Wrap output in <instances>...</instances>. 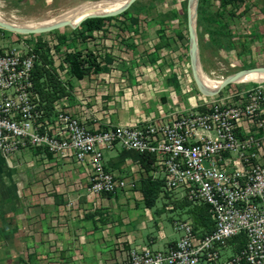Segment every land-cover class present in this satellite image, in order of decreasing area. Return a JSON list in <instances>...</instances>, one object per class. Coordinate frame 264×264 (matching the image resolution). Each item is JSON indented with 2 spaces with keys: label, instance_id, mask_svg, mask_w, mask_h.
Returning a JSON list of instances; mask_svg holds the SVG:
<instances>
[{
  "label": "built area",
  "instance_id": "obj_1",
  "mask_svg": "<svg viewBox=\"0 0 264 264\" xmlns=\"http://www.w3.org/2000/svg\"><path fill=\"white\" fill-rule=\"evenodd\" d=\"M36 36L0 28V155L33 148L56 162L71 160L84 169L88 194L100 197L131 186L104 169L103 153L134 151L152 158L145 176L161 182L159 197L183 200L186 210L207 206L209 229H195L189 216L174 220L179 237L170 245L134 246L111 264H264V83L202 96L142 125L90 128L86 99L71 111L66 96L48 103L36 90L41 43L54 64L44 68L62 86L66 56L75 53L56 51V35Z\"/></svg>",
  "mask_w": 264,
  "mask_h": 264
},
{
  "label": "crops",
  "instance_id": "obj_2",
  "mask_svg": "<svg viewBox=\"0 0 264 264\" xmlns=\"http://www.w3.org/2000/svg\"><path fill=\"white\" fill-rule=\"evenodd\" d=\"M163 41L156 37L148 44L159 54ZM109 58L101 55L100 72L71 84L76 104L70 109L76 111L86 99L90 128L142 125L200 99L184 98L187 86L162 81L153 64L125 72L111 69ZM103 159L105 170L131 186L115 196L93 197L86 190L84 169L71 160L56 162L33 148L8 158L0 155V264H111L134 246L159 250L176 240L158 227L154 206L141 207L145 172L139 154L115 148L105 151ZM175 202L177 208L186 203Z\"/></svg>",
  "mask_w": 264,
  "mask_h": 264
},
{
  "label": "rangeland",
  "instance_id": "obj_3",
  "mask_svg": "<svg viewBox=\"0 0 264 264\" xmlns=\"http://www.w3.org/2000/svg\"><path fill=\"white\" fill-rule=\"evenodd\" d=\"M97 1L0 0V12L6 18L34 22L54 17L79 4ZM223 1L226 3L224 6L221 4ZM187 6L188 0H135L122 13L104 17L107 19L102 22L99 36L88 34L81 37L84 29L80 24L34 35L39 41L56 35V51L60 47L73 48L75 53L70 55L78 54L79 61L83 63H96L95 58L101 59V55L107 54L106 49H109L111 69L130 72L132 68L153 64L156 67L152 71H156L162 81L174 80L187 86L189 91L184 93V98L202 97L191 73ZM194 31L200 68L209 77L225 79L242 70L264 67V0H197ZM65 35L69 36L67 40ZM156 37L164 40L159 54L153 52V45L148 44ZM42 51L43 61L52 69L54 64L48 50H41L40 54ZM93 51L96 53L93 54ZM138 61L140 65H133ZM70 77L72 74L66 71L63 78L67 82L62 86V96L67 97L68 107L76 104L72 99ZM255 84L257 82H233L219 93L226 95ZM50 85L53 89L60 87L55 80H50L47 87ZM51 87L47 88L48 91L53 90ZM55 97H59L58 94ZM175 203L173 198L159 197L154 210L158 214V227L177 239L179 234L173 231L172 223L188 219V214L185 207L177 208Z\"/></svg>",
  "mask_w": 264,
  "mask_h": 264
},
{
  "label": "trees",
  "instance_id": "obj_4",
  "mask_svg": "<svg viewBox=\"0 0 264 264\" xmlns=\"http://www.w3.org/2000/svg\"><path fill=\"white\" fill-rule=\"evenodd\" d=\"M222 6H224L226 3L223 1ZM107 18H88L85 19L80 23L82 28L84 29L83 32H88L89 34L93 31H99L102 28V22L106 20ZM81 37H85L84 34L80 33ZM42 50V46H39ZM43 51L40 54L41 60H42V66H36L34 70L35 75V88L37 91H39L43 98L47 100L48 103L52 102L54 99L58 98L57 96H62L63 93V87L60 84L59 81L56 80V78L47 70L44 68L45 62L43 61L42 55ZM79 55H70L68 54L66 56V61L69 64L68 71L72 76H74L77 79H83L86 76H89L92 73H97L101 71V68L96 63H87V66H84V63L79 61ZM41 78H44L42 82L39 80ZM50 80H55L58 82L60 87H55L54 89L51 87H47V84ZM52 88V91H48L47 88ZM46 89V90H44ZM58 90V91H54ZM140 156V164L146 173L152 163V158L147 155H139ZM160 188H161V182L158 180H153L150 177L145 176L141 182H140V193L142 195V204L146 209H151L154 205L156 200L159 197L160 194ZM109 196V195H108ZM188 204H181L179 205L180 208L187 207ZM187 214L191 218L193 226L195 229L204 228L209 229V226L211 224L209 216L207 214V206H197L187 209Z\"/></svg>",
  "mask_w": 264,
  "mask_h": 264
},
{
  "label": "bare ground",
  "instance_id": "obj_5",
  "mask_svg": "<svg viewBox=\"0 0 264 264\" xmlns=\"http://www.w3.org/2000/svg\"><path fill=\"white\" fill-rule=\"evenodd\" d=\"M127 0H99L97 2H87L76 5L71 9H68L54 17L42 19L39 21H23L15 18H6L4 14L0 12V22L14 26L17 28L25 29H42L46 27L56 26V25H66L74 27L80 24L81 19L89 15H103L116 11L122 7ZM64 8V7H63ZM193 5L190 6L191 12H193ZM63 11V10H62ZM57 14V13H56ZM198 76L202 83L209 89L216 88L222 81V78L213 79L209 77L204 71H201L200 66H198ZM262 82L264 81V73H250L244 74L240 78H237L234 82Z\"/></svg>",
  "mask_w": 264,
  "mask_h": 264
},
{
  "label": "water",
  "instance_id": "obj_6",
  "mask_svg": "<svg viewBox=\"0 0 264 264\" xmlns=\"http://www.w3.org/2000/svg\"><path fill=\"white\" fill-rule=\"evenodd\" d=\"M134 1L135 0H127L126 3L122 7H120L116 11L108 13V14L86 16L83 19H81L80 23L82 21H84L85 19H88V18H95V17L96 18H104V17H111V16H115L117 14H120L127 7H129ZM196 3H197V0H188L187 15H188V30H189V36H190L189 60H190L192 77H193V80L195 82V85H196L199 93L205 97H213V96H216L217 94H219V92L224 87L233 83L234 81L237 80V78H240L244 74H247V73L248 74H250V73H264V67L242 70V71H239V72L223 79V81L214 89H209L202 83V81L200 80L198 73H197L198 66H200V62H199L198 51H197V40H196L195 31H194ZM191 5H193V7H194L193 12H191V10H190ZM78 25L79 24H77L74 27H77ZM64 26H66V25H64V24L63 25H56V26H51V27L33 30V29L17 28V27L10 26V25H7V24L0 22V28L4 29L6 31H9V32H13V33H17V34H26V35L41 34V33L49 32V31H53L56 28L64 27Z\"/></svg>",
  "mask_w": 264,
  "mask_h": 264
}]
</instances>
